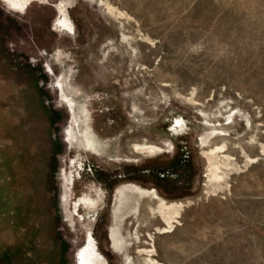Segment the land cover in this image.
Listing matches in <instances>:
<instances>
[{
	"label": "rangeland",
	"instance_id": "374dc122",
	"mask_svg": "<svg viewBox=\"0 0 264 264\" xmlns=\"http://www.w3.org/2000/svg\"><path fill=\"white\" fill-rule=\"evenodd\" d=\"M43 1L0 0V264H264V0Z\"/></svg>",
	"mask_w": 264,
	"mask_h": 264
},
{
	"label": "flooded vegetation",
	"instance_id": "af4514ba",
	"mask_svg": "<svg viewBox=\"0 0 264 264\" xmlns=\"http://www.w3.org/2000/svg\"><path fill=\"white\" fill-rule=\"evenodd\" d=\"M2 1H4L5 3H8L9 4L8 6L12 10L17 11V12H21L25 10L26 8H28V5H30V3L32 4L35 1L44 2L43 0H15L16 2H10L8 0H2ZM73 3H74V0H60L58 3H56V10L59 13V19H60L59 27L63 28L62 30H66L68 33L74 30V25L71 19H69L65 15L70 10V8L73 7ZM61 98L63 99L62 103L65 104L71 110L72 117H73V112L70 107L71 105H69V103L67 102V100H65V98H63L62 96ZM68 141L73 148H76L71 141V127H70V130H68ZM86 148H90V146H87L83 149H86ZM70 174L73 175V181L71 183H68L67 179L70 177ZM75 182H76L75 174L70 172L64 179V203L65 204L70 203L71 208H73L75 212H77L76 210H79V208L81 207L91 208L94 211L97 210L99 206V202L101 201V196L93 197L91 192L88 194H84L82 197H80L78 200H75L74 202L70 200V193L72 192ZM91 217L92 216H90V218ZM88 253L90 254V256L93 257V261L95 262V264L97 263L109 264L108 261H106L107 259L99 252L98 248H96V242L94 238L92 237V235H89V237L87 238V242L84 244L82 248L78 250L77 263L83 264L82 260L84 258V255ZM84 264L86 263L84 262Z\"/></svg>",
	"mask_w": 264,
	"mask_h": 264
},
{
	"label": "bare ground",
	"instance_id": "6f19581e",
	"mask_svg": "<svg viewBox=\"0 0 264 264\" xmlns=\"http://www.w3.org/2000/svg\"><path fill=\"white\" fill-rule=\"evenodd\" d=\"M10 2H16L15 0H8ZM66 6V5H65ZM117 12V11H116ZM121 13V12H120ZM123 13V12H122ZM68 91V90H67ZM69 93V91H68ZM76 136H75V140L76 142L79 144V146L81 147L83 145V140H82V137L79 133V129H80V124L77 123V127H76ZM145 150H149L150 152L152 151V149H155V148H150V147H144ZM215 151V150H214ZM215 152H212L210 154H208V158L209 160L212 162V170H211V178H215L217 181L220 179V176H222L225 179H227L228 176L225 175L224 172H221L218 170V166L217 164L214 162V157L216 159V156H217V153L213 154ZM219 154V153H218ZM220 155V154H219ZM214 156V157H213ZM219 157V156H218ZM217 160V159H216ZM219 161V160H218ZM226 161H224L225 163ZM229 163V162H226V164ZM226 164H223L226 165ZM231 165V164H230ZM223 168H227V167H223ZM232 168V166H231ZM222 169V168H221ZM225 170V169H224ZM228 170V169H227ZM226 174H228V172H226ZM214 180V179H212ZM67 182L68 183H71L72 182V176L70 175V177L67 179ZM68 189V188H67ZM90 200V199H89ZM159 213H160V216L162 217V220L163 222L168 225V226H171L175 223L177 217L180 215V212H181V207H177V206H174V205H166V204H161L159 207H158V210H157ZM153 253L151 254H148V255H152ZM96 260V259H95ZM83 264L84 262L86 264H95V262L93 261V257L90 256V254H86L84 255V258H83ZM97 264H100V263H97Z\"/></svg>",
	"mask_w": 264,
	"mask_h": 264
},
{
	"label": "water",
	"instance_id": "95a60500",
	"mask_svg": "<svg viewBox=\"0 0 264 264\" xmlns=\"http://www.w3.org/2000/svg\"><path fill=\"white\" fill-rule=\"evenodd\" d=\"M96 248H98V246L96 245ZM107 261V260H106Z\"/></svg>",
	"mask_w": 264,
	"mask_h": 264
}]
</instances>
